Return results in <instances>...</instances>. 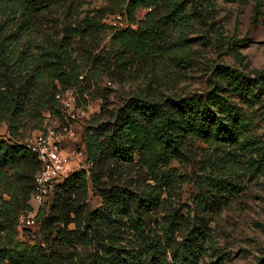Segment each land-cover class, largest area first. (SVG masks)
<instances>
[{
  "label": "trees",
  "instance_id": "trees-1",
  "mask_svg": "<svg viewBox=\"0 0 264 264\" xmlns=\"http://www.w3.org/2000/svg\"><path fill=\"white\" fill-rule=\"evenodd\" d=\"M217 1L116 0L109 12L115 15L126 10L135 29L114 32L107 22L108 12L98 11L74 23L67 20L62 26V39L43 48L39 57L28 48L15 56L8 45L2 44L0 123L8 125L9 138L0 139V168H24L25 174L17 190L6 192L8 200L0 198V264H200L214 215L242 190L237 174H232V164L229 173L221 175L211 167L202 168L196 179L199 192L186 214L170 208L162 214V191L167 184L160 179L166 175L164 167L181 161L185 146L192 141L219 150L235 148L244 138L247 120L227 99L216 93L164 101L132 98L109 114L93 116L84 129L83 140L88 161L94 166L89 176L84 170L70 174L55 187L49 210L39 209L36 222L43 239L38 245L19 240L18 218L33 210L30 201L39 168L22 139L27 132L43 128L45 112L60 114L55 97L59 88L76 90L81 101V96L94 95L102 74L123 78L141 63L162 60L171 49L176 24L190 15L189 4L202 15ZM78 2L0 0L2 43L11 40L14 45L38 37L54 25L58 8L69 4L72 17ZM141 9L151 11L139 21ZM108 31L112 33L111 58L104 52L96 54ZM82 74H86L84 80H80ZM227 77L236 83L233 75ZM259 79L264 83L263 74ZM239 87L244 94L250 92L248 86ZM249 141L247 156L259 169L260 164L255 162L258 150L253 147V139ZM223 153L219 170L237 157ZM138 165L147 174L126 183L125 169ZM90 187L101 198L96 210H91L87 202Z\"/></svg>",
  "mask_w": 264,
  "mask_h": 264
},
{
  "label": "rangeland",
  "instance_id": "rangeland-1",
  "mask_svg": "<svg viewBox=\"0 0 264 264\" xmlns=\"http://www.w3.org/2000/svg\"><path fill=\"white\" fill-rule=\"evenodd\" d=\"M78 3L72 17L69 4L58 8L54 25L38 37L14 45L11 40L2 43L0 39V48L2 44L8 45L15 56L28 48L39 57L43 48L48 49L62 39V26L67 20L74 23L88 15H96L98 11L108 12L107 16H111L109 11L116 6V0H79ZM117 13L126 14V10ZM147 13L145 9L139 10L138 20H144ZM187 13L190 15L176 24L171 36V49L162 60L141 63L127 71L123 78L112 77L108 72L102 74L95 82L97 91L94 95L88 98L81 96V101L89 100L92 105H98L101 109L98 116L121 108L132 98L180 100L209 93H216L238 107L247 125L244 138L235 148L214 150L204 142L192 141L185 146V156L181 161L164 167L166 175L160 181L167 185H163L165 208L162 214L169 208L183 214L188 212L199 192L196 179L202 168L211 167L221 175L229 173L227 169L232 164L230 170L233 175L237 174L242 190L229 198L227 205L214 215L200 264H264V83L259 79V75H264V0H218L202 15L189 4ZM111 36L108 31L102 37L96 54L104 52V55L112 57ZM77 47L74 42L73 49ZM227 74L233 75L236 83H232ZM105 80L114 81L115 89L105 88ZM241 84L248 86L250 92L242 93ZM37 132H27L22 141L26 142ZM8 138V125L0 123V139ZM250 138L258 150L255 162L260 164L259 169L254 168L246 153V143ZM223 152H231L237 157L225 169L219 170L218 160L225 155ZM125 170L126 183L141 180L140 176L147 174L139 165ZM24 174V168H0V198L8 200L6 192L17 190ZM87 202L91 210L101 205V198L92 187ZM51 203L52 197H49L34 208L48 211ZM42 239L38 222L32 228L21 227L19 230V240L28 245L42 244Z\"/></svg>",
  "mask_w": 264,
  "mask_h": 264
},
{
  "label": "built area",
  "instance_id": "built-area-1",
  "mask_svg": "<svg viewBox=\"0 0 264 264\" xmlns=\"http://www.w3.org/2000/svg\"><path fill=\"white\" fill-rule=\"evenodd\" d=\"M107 22L114 32L136 28L129 23L125 13L112 15ZM85 77L86 74H82L80 80ZM103 85L107 89L116 87L112 80H105ZM55 97L60 105V114L45 112L43 128L25 142L35 155L39 168L34 177L30 201L33 210L19 216L20 228H32L36 225L39 209H35L34 205H41L47 198L52 197L55 187L62 184L70 174L84 170L89 176L94 166L88 161L83 136L87 123L101 109L98 105H92L89 100L86 104L80 103L78 92L74 89L61 91L59 88Z\"/></svg>",
  "mask_w": 264,
  "mask_h": 264
}]
</instances>
